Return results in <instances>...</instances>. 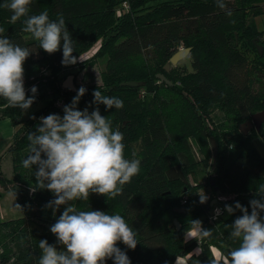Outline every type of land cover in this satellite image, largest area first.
<instances>
[{"label":"trees","instance_id":"obj_1","mask_svg":"<svg viewBox=\"0 0 264 264\" xmlns=\"http://www.w3.org/2000/svg\"><path fill=\"white\" fill-rule=\"evenodd\" d=\"M4 2L0 0V5ZM224 3L232 12L230 17L217 7V0H32L30 15L47 11L51 20L63 15L77 57V63L68 66L61 63L62 48L51 55L40 49L31 34L23 31L22 21L11 23V11L0 6L4 36L33 51L24 63L27 95H33L35 86L33 104L48 99L25 118L24 110L8 107L0 97V120L8 118L15 127L6 149L12 173L5 176L0 167V188L10 190L23 209L20 217L0 219V264H38L39 241L58 244L50 228L66 205L53 214L47 205L54 194L46 189L31 191L37 167L25 169L22 161L29 155L28 133L36 132L41 117H62L64 106L71 104L81 87L86 92L78 110L91 112L97 107L92 101L98 89L123 101L121 109L98 107L113 129L123 133L125 158L139 159L141 165L121 195L111 199L92 193L88 200L73 202L77 211L122 215L138 242L134 250L118 244L131 264H176L182 257L191 263L196 246L200 252L195 264H211L238 246L230 238V225L242 213L225 215V210L215 220L209 216L218 196L224 198V205L234 207L239 202L249 213L250 200L264 202L256 194L264 185V156L253 143L257 137L264 138V122L259 130L252 128L246 134L239 130L252 114L264 111V52L257 49V44L264 45V33L253 20L264 13V0ZM96 43L98 50L80 60ZM181 46L189 48L192 70L173 65L165 70V63ZM100 58L104 59L100 83H80L77 88L63 85L62 72L74 66H79L77 71L92 67ZM128 81L139 85L122 84ZM57 99L62 100L61 107L55 104ZM215 111L225 118H214ZM210 138L217 145L215 158ZM195 146L203 153L204 164L212 153L204 185L189 181L197 164ZM203 186L211 189L206 203H200L198 193ZM192 220L201 221L211 236L186 237ZM214 249L222 257H216ZM106 264L114 262L109 259Z\"/></svg>","mask_w":264,"mask_h":264},{"label":"clouds","instance_id":"obj_2","mask_svg":"<svg viewBox=\"0 0 264 264\" xmlns=\"http://www.w3.org/2000/svg\"><path fill=\"white\" fill-rule=\"evenodd\" d=\"M32 0H5L0 5L12 13L10 20L15 24L22 21L25 33L38 42L40 49L49 55L62 48L61 63L65 66L77 63L75 41L71 38L62 14L57 20H51L47 11L30 15ZM217 7L231 16L224 0H217ZM0 27V97L10 108L27 111L35 100L37 88H31L28 96L24 86V63L32 54L28 47H22L4 36ZM84 87L79 88L71 104L64 106L63 116L49 114L40 118L36 132H29V155L22 161L25 169L35 171L36 186L46 189L55 199L47 207L56 210L66 205L50 231L63 245L66 251L58 250L47 240L39 241L41 256L38 264H106L112 259L114 264H131L127 254L119 247L123 243L129 249L137 246L136 232L120 214H108L100 210L77 211L74 202L88 200L95 193L111 199L123 193V188L139 174L141 161L125 158L124 135L119 129H113L111 120L102 116L98 105L106 109H121L123 101L117 97L102 94L98 89L93 92V104L97 107L89 112L87 108L78 110L80 98L85 94ZM264 198V185L256 193ZM205 194L200 195V203H206ZM251 212L236 202L234 207L225 205V210L238 216L230 225V238L238 241L222 260L212 259L211 264H264V202L261 199L250 200ZM21 208L20 205H16ZM23 210V209H22ZM216 215L220 209H216ZM193 237H209L211 231L202 227V222L192 220Z\"/></svg>","mask_w":264,"mask_h":264},{"label":"rangeland","instance_id":"obj_3","mask_svg":"<svg viewBox=\"0 0 264 264\" xmlns=\"http://www.w3.org/2000/svg\"><path fill=\"white\" fill-rule=\"evenodd\" d=\"M231 1V0H230ZM256 28L259 31H262V33H264V13L257 15L254 19ZM259 45V44H257ZM99 48L98 43H96L87 53L81 55L80 60L82 59H88L91 55H93ZM180 48H185V47H179ZM264 52V51H262ZM191 60L189 58V54H185L183 57H181L173 66H177L178 68H182L185 67L187 70H192L191 69ZM79 66H74L73 68H70L68 70H65L64 72H62V74H60V79L63 82H66V80L71 77V83L72 86H74V88H77V85H81L80 83H83L85 86L89 85L91 82H96V83H100V72L103 70L104 68V59L100 58L97 60L96 64L92 67H86L82 70H78ZM72 73H75L76 76L72 75ZM87 73H90L92 75V77L87 76ZM65 86V85H64ZM66 87V86H65ZM47 100H42L39 103H35L33 104L27 111H23V115L24 117H28L31 115V113L42 107ZM61 107V106H58ZM214 118L219 116H222V113L220 111H215L213 113ZM222 119L225 117H221ZM214 143L216 144L215 140ZM253 143L255 145V147L257 148L258 152L264 156V138L261 137H257L253 140ZM210 148L211 144H210ZM216 149H217V145H216ZM195 150V156H196V160H197V164L196 166L193 168L190 176H189V181L192 184H196V183H200V184H205V182L208 180L209 178V172L211 170V163H212V153L210 152V156H209V160L207 164H204L203 160H204V155L203 153L200 152L199 147L195 146L194 148ZM29 152V151H28ZM213 152V150H212ZM1 166L3 168V174L5 176H9L11 173V166H12V162H11V157L8 156L7 158H3L1 161ZM211 178V177H210ZM8 190V189H7ZM199 195H203L205 194L207 199L208 196L211 193V189L209 186H203L202 188H200L198 190ZM70 204H73V202H70ZM16 200L14 198V195H12V193L10 192H6L0 194V219L1 220H9L12 218H17L20 217L22 215L21 209L16 207ZM228 212L226 211L225 215H227ZM192 229H190L187 233H186V237H190L192 238L193 236L191 235ZM198 236V235H197ZM197 236H195L194 238H196ZM190 238H186V240H189ZM58 250H63L66 251V248L63 245L57 246ZM216 257H222L220 253H218V251L216 249H214ZM199 252L200 249L199 247H195L191 253H194L196 256L195 258L192 259L191 263H187L186 262V257H182V258H178L176 259V264H192V263H196L197 260L199 259Z\"/></svg>","mask_w":264,"mask_h":264},{"label":"water","instance_id":"obj_4","mask_svg":"<svg viewBox=\"0 0 264 264\" xmlns=\"http://www.w3.org/2000/svg\"><path fill=\"white\" fill-rule=\"evenodd\" d=\"M257 49L260 53H262V51H264V45H257ZM189 52V48H180L178 49V51H176L168 60L167 63H165L164 65V69L165 70H169L171 65H174L181 57H183L185 54H187ZM157 77L161 80L166 81V83H169L168 80H166V78L162 75V74H157ZM123 85H130V86H137L139 85L138 82L136 81H128V82H123ZM66 87H70L73 88L72 83H71V77H69L65 84ZM262 122H264V111H259L257 113H254L251 115V119L249 121H246L242 124H240L239 126V130L243 133L246 134L248 133L252 128H254L255 130H259L260 125L262 124ZM210 143H211V147L213 150V156L215 158L216 155V144L214 143V139L210 138ZM175 226L177 229H179L180 225L177 221V219L173 220Z\"/></svg>","mask_w":264,"mask_h":264},{"label":"crops","instance_id":"obj_5","mask_svg":"<svg viewBox=\"0 0 264 264\" xmlns=\"http://www.w3.org/2000/svg\"><path fill=\"white\" fill-rule=\"evenodd\" d=\"M64 84H65V82H63V85ZM14 131H15V127L13 126L10 119L5 118V119L0 120V167H1L2 172H3V168L1 166L2 165L1 161L3 158L5 159L8 156H10V154H6V149L12 141ZM11 173H12V166H11ZM11 173H10V175H11ZM5 191L12 193L10 190H4V189L0 188V194L5 193ZM12 195H13V193H12ZM14 198H15V196H14ZM16 204H17V202H16ZM0 213H1V211H0ZM57 246H59V244H57L56 247Z\"/></svg>","mask_w":264,"mask_h":264},{"label":"built area","instance_id":"obj_6","mask_svg":"<svg viewBox=\"0 0 264 264\" xmlns=\"http://www.w3.org/2000/svg\"><path fill=\"white\" fill-rule=\"evenodd\" d=\"M122 6H123L124 9H127L128 8V5H127L126 2H123ZM61 103H62V100L61 99H57L55 101V104L57 106H60ZM214 203H216V204L211 208V214L209 216L210 219H213V216L216 215V211H215L216 209H220V214L218 216H216L215 219H217L218 217H220L221 215H223L224 212H225V205H224V198L223 197L218 196L217 197V200H215V201L212 202V204H214Z\"/></svg>","mask_w":264,"mask_h":264}]
</instances>
